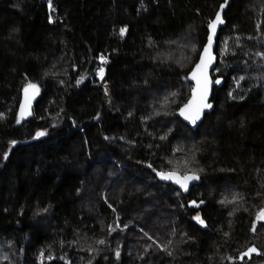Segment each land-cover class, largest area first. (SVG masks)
<instances>
[{
	"label": "trees",
	"instance_id": "trees-1",
	"mask_svg": "<svg viewBox=\"0 0 264 264\" xmlns=\"http://www.w3.org/2000/svg\"><path fill=\"white\" fill-rule=\"evenodd\" d=\"M226 1L224 83L193 131L177 112ZM101 68L112 104L92 100ZM173 169L198 179L156 177ZM263 211L264 0H0V264H230L250 247L233 264H264Z\"/></svg>",
	"mask_w": 264,
	"mask_h": 264
},
{
	"label": "snow or ice",
	"instance_id": "snow-or-ice-1",
	"mask_svg": "<svg viewBox=\"0 0 264 264\" xmlns=\"http://www.w3.org/2000/svg\"><path fill=\"white\" fill-rule=\"evenodd\" d=\"M51 7V4L49 5ZM224 5H221L223 8ZM49 22H52L51 17L49 18ZM224 21L221 19L220 12L216 13L215 19L210 20L208 22V36H207V44L204 46L203 52L200 54V60L196 64L195 68L192 71L191 79L195 81V87L192 89V97L189 99L187 104L184 105L183 108L180 109V115L187 121L192 124H195L196 121L200 118V113L205 107H211L210 104H207L206 101L209 95V85L210 81L208 78V67L213 61V57L211 54V47L213 43V37L216 32L217 25L223 24ZM124 29H121V34L123 35ZM103 62H107L101 57ZM103 68L100 69L99 75L101 78L103 77ZM217 84L220 83L219 80L216 81ZM25 99L21 103L20 111L17 115V124L21 122L22 119L25 118L26 115H31L30 107H31V100L34 99L35 95L39 93V89L36 85L30 84L25 88ZM107 94V93H106ZM231 95V93H230ZM45 135L44 132H37L36 136L40 137ZM15 144V141L12 142ZM7 152L4 154V158L7 159ZM151 167V165H149ZM156 175L159 177L160 180L163 181H171L172 183L178 185L181 189L187 190L188 183L191 180L198 179L195 174H180L176 169H173L168 172L158 171ZM223 203V201H221ZM197 223L203 225V220L200 219L199 215L194 217ZM258 219H264V212H261L258 216ZM103 243V241H101ZM255 251V249H249V252ZM119 255V253H117ZM171 255V253H169Z\"/></svg>",
	"mask_w": 264,
	"mask_h": 264
},
{
	"label": "water",
	"instance_id": "water-1",
	"mask_svg": "<svg viewBox=\"0 0 264 264\" xmlns=\"http://www.w3.org/2000/svg\"><path fill=\"white\" fill-rule=\"evenodd\" d=\"M229 4H230L229 1H226L225 3H223L224 7L221 8V6H220L219 9H218V11H217V12H220L221 19L224 21V23H223V24H219V25H217L216 32H215L214 37H213L212 47H211V54H212V57H213V61H212V63L209 65L208 70H207V72H208V78H209V81H210V85H209V95H208V99H207L206 103H207V104H210L211 107H205V108H203V110H202L201 113H200V118L196 121L195 124H192V123H190L189 121L185 120V119L179 114V113H180V109L183 108L184 106H182V107L179 109V111L177 112V117L180 119V121H181L184 125H186L187 127H189L191 130H193V131H195V130L201 125V123L203 122L205 116L210 115V114L214 111L215 106H214V103L212 102L213 90H214L215 88H221V87L223 86V83H224L223 79H221V78L213 79V76H212V75H213V72L215 71L216 66H217V57H216V55H215V49H216L217 39H218V37H219L220 31H221V30L225 27V25H226V22H225V20H224V13L226 12V10H227ZM215 16H216V15H215ZM213 19H215V17H214ZM207 36H208V34H207ZM205 44H207V38H206V43H205ZM204 46H205V45H204ZM203 50H204V47H203L201 53L203 52ZM201 53H200V54H201ZM199 60H200V55H199V58H198L197 63L199 62ZM197 63H196V64H197ZM195 66H196V65H195ZM195 66L193 67V69L195 68ZM193 69L191 70V72L189 73L188 78H187L188 83L192 86V89H193V87H195V81L192 80V79L190 78ZM217 80L220 81L219 84L216 83ZM24 90H25V89H24ZM24 90H23L22 95H21L20 106H21V103H22V102L24 101V99H25V91H24ZM38 94H39V93H38ZM38 94L35 95L34 99L31 100L30 112H31V110H32V108H33V106H34L36 100H37ZM191 97H192V90H191V92H190V98H189V99H191ZM188 101H189V100H188ZM188 101H187V102H188ZM186 104H187V103H186ZM19 111H20V107H19ZM28 116H29V115H26L24 119L28 118ZM24 119H22L21 122H22ZM153 173H154V172H153ZM156 177L159 179V177H158L157 175H156ZM159 180H160V179H159ZM160 181H161L162 183H165V184H170V185H172L173 187H175V188H177V189H179V190H181V191H184V192H187V191L189 190V188H190L192 185H194V184L196 183V179H195V180H191V181L188 183L187 190H184V189H181L178 185L172 183L171 181H163V180H160ZM263 212H264V211H263ZM262 222L264 223V220H263ZM198 227H199L201 230H205V229H206V224L203 223V225H201V224L198 223ZM249 249H255V251L249 252ZM259 255H260V252H259L255 247H250V248H248L246 251H244L241 255H239V257L237 258V260H235L234 258H229V259H228V262H229L230 264H233V263H235L236 261L239 262V263H241V262H243V260H245V259L248 260V259H250L252 256H259Z\"/></svg>",
	"mask_w": 264,
	"mask_h": 264
},
{
	"label": "rangeland",
	"instance_id": "rangeland-1",
	"mask_svg": "<svg viewBox=\"0 0 264 264\" xmlns=\"http://www.w3.org/2000/svg\"><path fill=\"white\" fill-rule=\"evenodd\" d=\"M99 72H98L99 82L98 84L95 85V91H94L92 100L96 103L112 104L116 100L117 91L112 85L104 84L103 82H101L103 77L101 78V76L99 75ZM258 216L256 218V222H261L264 220V219H258Z\"/></svg>",
	"mask_w": 264,
	"mask_h": 264
},
{
	"label": "flooded vegetation",
	"instance_id": "flooded-vegetation-1",
	"mask_svg": "<svg viewBox=\"0 0 264 264\" xmlns=\"http://www.w3.org/2000/svg\"><path fill=\"white\" fill-rule=\"evenodd\" d=\"M262 222V221H261Z\"/></svg>",
	"mask_w": 264,
	"mask_h": 264
}]
</instances>
